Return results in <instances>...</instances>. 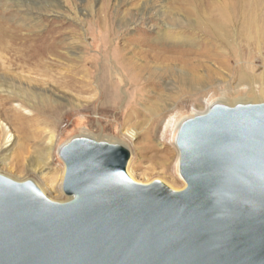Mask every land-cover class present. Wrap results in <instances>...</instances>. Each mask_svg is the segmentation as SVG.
Returning a JSON list of instances; mask_svg holds the SVG:
<instances>
[{"label":"water","instance_id":"95a60500","mask_svg":"<svg viewBox=\"0 0 264 264\" xmlns=\"http://www.w3.org/2000/svg\"><path fill=\"white\" fill-rule=\"evenodd\" d=\"M176 144L181 190L83 136L59 150L65 201L0 174V264H264V102L213 104Z\"/></svg>","mask_w":264,"mask_h":264},{"label":"rangeland","instance_id":"374dc122","mask_svg":"<svg viewBox=\"0 0 264 264\" xmlns=\"http://www.w3.org/2000/svg\"><path fill=\"white\" fill-rule=\"evenodd\" d=\"M57 1L55 6H51V8L45 7V12H40L42 13V18L44 16L43 19H52V27L50 28H53V33L51 32V35L55 37L57 42L67 41L69 44H73L72 49H66L70 55L69 60L73 62L72 65L67 66L74 75V77L67 78V80H73L72 89H61L64 94L68 95V98H71L69 100H72V104L64 102L66 107L60 110L59 117L53 120L54 124L51 122L45 124L42 121L40 125V128L46 129V131L53 128L56 134L49 164L41 167L42 169L38 168L35 170L28 165L29 161L25 159L24 166L19 168V166H14L18 163L21 165L22 159L20 158L19 146L16 144L14 151L7 154L1 144L4 140L2 132L5 128L11 130L9 135L12 134V138L16 140H18L17 135L19 136V133L14 129L12 130L13 125L8 118V113L5 112L11 106V103H5L8 100L7 93H0V111L4 110L5 112V115L1 114L0 117V173L17 181L32 180L52 200L65 201L68 196L62 190V182L66 168L59 155V150L62 145L71 139L83 136L98 141L120 144L127 148L130 151L127 170L135 181L150 183L154 180H160L173 189H183L186 183L179 172L180 153L176 145V136L180 124L186 119L205 113L213 104L236 105L237 103H234L233 99L240 97L243 92L244 95L241 96H245L244 98L249 97V95H245L247 94L245 93L247 87L242 86L240 90L242 93L239 94V92L237 93L239 82L235 81L236 77L231 80L229 79L230 77H227L230 82H228L227 78L225 79L227 81L218 80L216 83L214 82V89H209L196 100H188L182 104L170 102L176 107L172 113L173 119L176 116L173 135H169L170 138L164 140L166 128L165 124H163L157 138L147 139L148 124L134 128V126H130L131 122V124H127L125 121L126 115L123 110L125 98L127 97V100L129 99L132 105L134 104V107L141 110L140 112H145V106H148L149 102H153L158 94L166 91L165 81L162 78L150 76L148 72H143L139 77L140 79L137 80H132L131 78L123 79L126 70L118 47H127L125 54L127 56L135 54V60L138 63H143L142 56L138 53L141 51L154 53L153 48H159V46L169 50L175 48L186 51V53L188 52L186 57H191L193 60L207 59L196 54L199 49L198 45L175 42L168 38L161 41L163 39L160 38L165 25L173 20H167V17L163 15L165 12L171 15L176 14V20L185 23L186 19L183 15L185 9L190 6L200 7L205 0ZM229 2L232 4L237 2V0H230ZM14 3L17 4L18 2L15 0H10L9 2L12 10L17 9ZM240 5L263 9L264 0H241ZM34 6L39 8L38 6L41 5L37 4ZM4 7L6 8L0 1V9L2 11ZM36 10L35 13H37ZM26 13L28 14V12H23V14ZM29 14L32 15L33 13L30 12ZM11 24L12 20L7 19L6 25ZM45 29L46 27L43 26L39 30L43 31ZM252 30L255 41H257V47L253 50V54L256 57H252L251 61H248L245 57L244 63L255 62L256 65L260 66V72L264 70V24L262 20L257 21ZM0 35L3 36L1 31ZM203 35L201 32L197 33L198 40L201 38L199 41H204L205 37ZM237 48L239 47H226L225 54L230 59L227 66L232 73L236 65L239 64V60L231 59V52ZM218 50L222 51V48L219 47ZM30 51L31 49L28 52L30 53ZM243 52L244 54L248 53L247 50ZM169 54L180 56L181 53ZM153 63L151 62L150 64ZM18 66L12 69L13 72L16 71L22 75L41 78L36 73L20 69ZM80 70H83V72H80ZM230 70L226 71L229 73ZM56 71L58 73L66 72V69L58 68ZM153 72L157 73L158 71L153 70ZM100 84H105L108 91L112 93L113 97L115 96L109 105L116 108L110 109L109 105L106 106L105 103H102L101 90L103 88L99 87ZM262 84H254L257 93L264 89ZM55 92L61 94L59 91ZM263 102L264 100H249L244 103ZM26 104L30 108V112H26L27 115L34 113V110L40 109L31 105L28 101H26ZM142 120L144 119L142 118ZM130 128L134 130H129ZM27 129H29L28 125ZM20 139L28 145L34 144L32 139L23 137H20ZM46 141L44 140L42 143ZM168 154H176V163L171 160L166 161V163L162 162V156ZM54 177H59L58 181H52L55 179Z\"/></svg>","mask_w":264,"mask_h":264},{"label":"bare ground","instance_id":"6f19581e","mask_svg":"<svg viewBox=\"0 0 264 264\" xmlns=\"http://www.w3.org/2000/svg\"><path fill=\"white\" fill-rule=\"evenodd\" d=\"M0 1H2L3 6H6L3 11L0 9V31L4 36L0 35V93H7L8 100L5 103H11V106L5 112L8 113V118L13 125L12 130L14 129L19 133V136L17 135L18 140H16L12 138V134L9 135L11 130L5 128L2 132L4 140L1 144L7 154L14 151L16 144L19 146L20 158L23 162L21 161V165L18 163L14 166L21 168L26 159L29 161L28 165L37 170L49 164L56 139L53 128L48 131L40 128L42 121L45 124L53 123V120L59 117L60 110L66 107L65 103L72 104V100H69L71 98H68V95L64 94L61 89H72L73 80H67V78L74 77V75L67 66L72 65L73 62L69 60L70 55L66 49H72L73 44H69L67 41L57 42L55 37L51 35L53 30L50 28L52 27V19H43L44 16L43 18L41 16L40 11L45 12L46 8L55 6L57 0H15L18 2L17 4L14 3L17 6L16 10L11 9L10 0ZM229 1L205 0L200 7H188L183 13L186 19L185 23L177 21L176 14L171 15L166 12L163 14L167 20L173 19L171 21L173 23L170 22L165 25L160 37L163 39L161 41L168 38L175 42L198 45L199 49L196 54L207 59L193 60L191 57H186L188 53L186 51L175 48L169 50L159 46V48H153L154 53L137 52L142 56L143 62L138 63L135 60V54L133 56L125 54L127 47H118L126 70L123 79L137 80L140 79L139 77L143 72H148L150 76L162 78L165 81L166 91L158 94L153 102H149L150 104L145 106V112H140L141 110L134 107V104L132 105L127 97L125 98L126 101L123 105L126 115L125 121L127 124L131 122L130 126H134V128L148 124L147 139L157 138L163 124L166 128L164 140H168L169 135H173L176 116L173 119L172 113L176 107L170 102L182 104L188 100H196L209 89H214V82L225 80L227 77H230V80L236 77L235 81L239 82L237 93H242L240 91L242 86L247 87L245 92L247 94L245 95H249V97L241 96L244 95L243 92L240 97L233 99L234 103L248 104L244 102L264 100V89L257 93L254 85L255 83H260V85L263 83L264 86V70L259 72L260 66L256 65L255 62L244 63L245 57L248 61H251L252 57H256L253 50L257 47V41H255L252 28L257 21L262 20L264 24V8L240 5L241 0L232 4ZM37 4L41 6H38L39 8L34 6ZM23 12H28V14H23ZM30 12L33 14L30 15ZM7 19L12 20L11 25H6ZM43 26L46 29L39 30ZM198 32L204 34V41H199L201 38L198 40V36H196ZM227 46L239 47L231 52V59L239 60V64L236 65L233 73L227 66L230 62L229 57L225 54ZM219 47L222 48V51L218 50ZM244 50H247L248 53L244 54ZM169 53H177L180 56H173ZM151 62L154 63L150 64ZM15 66L36 73L41 78L13 72L12 69ZM58 68H65L66 72L58 73L56 71ZM153 70L158 72L155 73ZM226 70H230V72L228 73ZM99 87L103 88L101 90L102 103L107 106L114 100L115 96L113 97L105 84H100ZM55 91H59L61 94H57ZM26 101L40 109L27 115L26 112H30V108ZM109 108L114 109L116 107L109 105ZM5 112L4 110L0 111V117L1 114L4 116ZM27 125L29 129H27ZM129 130L134 129L130 128ZM20 137L32 139L34 144L28 145L22 142ZM44 140L47 141L42 143ZM162 157L163 163L169 160L176 163L177 160L176 154H168ZM59 177H54L55 179L52 181H58Z\"/></svg>","mask_w":264,"mask_h":264}]
</instances>
